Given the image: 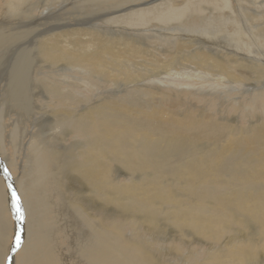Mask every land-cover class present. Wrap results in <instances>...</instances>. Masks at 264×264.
Returning a JSON list of instances; mask_svg holds the SVG:
<instances>
[{"label":"bare ground","instance_id":"obj_1","mask_svg":"<svg viewBox=\"0 0 264 264\" xmlns=\"http://www.w3.org/2000/svg\"><path fill=\"white\" fill-rule=\"evenodd\" d=\"M32 1L0 0V264H169L151 247L188 236L227 240L205 264H252L264 130L150 102L228 83L232 110L264 109V0Z\"/></svg>","mask_w":264,"mask_h":264},{"label":"rangeland","instance_id":"obj_2","mask_svg":"<svg viewBox=\"0 0 264 264\" xmlns=\"http://www.w3.org/2000/svg\"><path fill=\"white\" fill-rule=\"evenodd\" d=\"M36 6L40 7L39 9V12L41 10H44L45 8H53L55 6L58 5V1H50V0H33L32 1ZM42 6V8H41ZM71 10L72 11H75V9L73 10L72 7H71ZM39 14H36V17H38ZM18 18V17H16ZM14 18V19H16ZM17 20V19H16ZM100 19L97 20V22L99 21ZM0 21H5L3 18H0ZM96 22V24H97ZM44 23V22H43ZM70 24V23H68ZM67 24V25H68ZM72 24V23H71ZM95 24V25H96ZM102 24V23H101ZM66 24L63 26V28L65 26H67ZM196 27H200V24L198 21H196V24H195ZM62 25H60L59 22L57 21H52L49 25H48V28H61ZM245 73V72H244ZM250 75V73H249ZM247 82L246 84L247 85H252L253 84V81L251 80V75L247 78ZM187 86V87H186ZM191 86H188V85H182V87H180V89H184L186 91H174L173 90V94L170 93V96H163L161 98H156L155 101L153 100L152 102H150V104H155L157 105V107H160L162 106L163 104L166 105L165 107L167 108H170L173 104L177 105V104H183L184 106L180 109V111L177 112V117H180L181 114L185 115L189 110H193L195 115L197 117H201V116H205V117H209V116H212V118H217V119H226L228 120V118H230V124L235 126V128H239V129H242L244 131H247V129H262L264 130V109H260V108H255L254 111L250 110H245L243 108V106H240L239 108H237V112L232 110V106L229 104L231 103L232 101H234V103H240L239 101L242 102H245L243 98H235V97H230V98H234L235 100H230V98H226L225 95H227L228 92H237L238 90V84L237 85H228V83H226L224 86H221V87H218L219 90L217 91H213L212 93V90H210L209 88H206L209 89V90H205L203 88V86L199 85L196 86V87H193ZM196 88V89H194ZM198 88V89H197ZM199 88H201V90L204 91H200ZM226 88V89H225ZM232 88V89H231ZM244 88H241V92ZM191 91V93H190ZM200 91V92H199ZM181 92V93H180ZM193 92V93H192ZM176 93V94H175ZM172 94V95H171ZM209 94H213L214 97L210 96ZM197 95V96H196ZM202 95L205 96V98H213L212 101L208 100V102H206L207 100H202V98H200ZM174 96V97H173ZM239 96V95H238ZM237 96V97H238ZM246 97H250L251 98V95L249 93H247L245 95ZM169 97V98H168ZM178 97V98H177ZM216 97H218L216 99ZM240 97V96H239ZM182 98V99H181ZM226 98V99H225ZM145 100L142 101L140 104H145L147 103V99L148 98H144ZM185 99V101L183 100ZM215 99V100H214ZM157 100V101H156ZM165 101V102H164ZM191 101V102H190ZM157 104H156V103ZM211 102V103H210ZM257 100L255 99L254 101H252V103L254 105L257 106L256 104ZM168 103V104H167ZM191 103V104H190ZM213 103V105H212ZM224 103V104H222ZM210 105H212L213 107H211ZM220 105V107H219ZM228 105V107H227ZM230 105V106H229ZM247 105V104H246ZM188 106V107H187ZM191 106V107H190ZM214 106H216L219 110L223 109L224 112H218L219 110L216 109L214 110ZM227 107V108H226ZM188 108V109H187ZM226 108V110H225ZM242 108V109H241ZM200 109V110H199ZM187 112H186V111ZM247 112V113H246ZM253 113V114H252ZM208 114V115H207ZM227 114V115H226ZM249 114V115H248ZM246 115V116H245ZM250 117V118H249ZM258 118V119H257ZM253 121V122H252ZM252 122V123H251ZM261 124V125H260ZM263 127V128H262ZM238 138V137H237ZM205 148L209 149L211 147L208 146V144L205 146ZM117 179L120 177V180H124V178L117 174ZM126 179V178H125ZM115 215V214H114ZM244 220V219H242ZM165 221V220H163ZM249 223V222H247ZM246 223V224H247ZM235 226H232V231H230L232 233V235L236 236L235 239H237V241H244V240H247V239H253L254 236H253V233L255 232L254 230H252L250 228V226H248L249 228L248 229H242V228H235ZM238 229V231H236ZM250 230V232H249ZM127 231V232H126ZM132 230H130L131 232ZM248 231V232H247ZM124 232L125 235L127 236L128 235V230L127 229H124ZM253 232V233H252ZM250 233V234H249ZM168 234V237L165 238L166 241L167 240H170L172 239L173 235L174 237H176L177 235L175 233H167ZM170 234V235H169ZM240 235V236H239ZM252 235V236H251ZM167 236V235H165ZM14 237L16 238V234H15V231H14V234H13V238L11 239L10 243H8L6 245V247H8V255L11 254V250L13 249L12 247V244L14 243ZM239 238V239H238ZM242 238V239H241ZM164 239V238H163ZM205 238H201V237H196V236H188L186 238H184V241H183V238H182V241L181 242H184L185 245H182L180 246L179 250H177L176 248H174L172 250V252H170L173 256L171 257H167V255L169 254V250H165L164 251V255L163 256H160L159 255V252H157L154 247L152 248L151 247V250H153L152 252L155 253V256L156 258L157 257H160L161 258V262H164L166 261L167 263L169 264H205L206 263V258L208 256H211V255H214L213 254V251L212 250H216L214 247L215 246H219L223 243H226L227 240H222L221 241V244L220 243H217V244H214V245H211L210 244V241L205 239ZM16 241V240H15ZM146 241L145 245L146 244H149V241L147 240H144ZM164 241L162 242L164 245H168V243ZM173 243V242H172ZM177 245L179 243V241H176ZM207 243H209V245H207ZM176 245V247H177ZM22 246V245H21ZM21 246H19L14 252H13V255H18L19 253V250L21 249ZM184 246V247H183ZM209 248H208V247ZM211 247V248H210ZM155 250V251H154ZM193 250V251H192ZM188 251V252H187ZM193 253H192V252ZM195 251V252H194ZM211 254L207 255L209 252H211ZM178 253V254H176ZM215 254L217 253V251L214 252ZM69 254V255H68ZM197 256V257H196ZM207 256V257H206ZM69 257L72 259L73 256L71 257L70 253H64L63 254V258L66 259ZM204 257V258H203ZM180 258V259H179ZM202 259V260H201ZM200 261V262H199ZM256 261V264H264V250H258L256 251L255 253V257H254V261L252 262V264ZM74 262V260H73ZM180 262V263H179ZM188 262V263H187ZM7 264H11V263H7Z\"/></svg>","mask_w":264,"mask_h":264}]
</instances>
